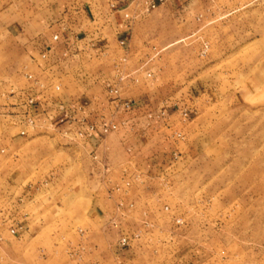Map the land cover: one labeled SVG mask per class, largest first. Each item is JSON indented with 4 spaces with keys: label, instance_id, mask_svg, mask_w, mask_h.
<instances>
[{
    "label": "rangeland",
    "instance_id": "obj_1",
    "mask_svg": "<svg viewBox=\"0 0 264 264\" xmlns=\"http://www.w3.org/2000/svg\"><path fill=\"white\" fill-rule=\"evenodd\" d=\"M65 1L69 7L82 4L83 11L92 14L96 9L111 11L121 6L115 2L119 0ZM39 2L0 0L1 94L14 90L15 74L25 63L18 47L30 41L18 32L26 26L41 32L46 26ZM137 2L134 9L142 15L126 22L130 34L107 36L109 48L103 49L107 53L84 69L87 75L103 77L96 94L107 93L105 83L110 80L122 97L126 90L128 100L141 97V127L132 122V130L127 131L121 120L130 114L117 113L108 121L118 128L99 136L113 146L111 162L97 153L98 172L93 180L57 181L54 171H59L63 154L52 153L53 173L34 187L93 188L99 199L105 189L108 194L117 192L108 197L114 206L100 227L112 243V264H264V0H165L150 10L145 9L144 0ZM112 3H117L114 8ZM128 12L124 11L127 17ZM45 33L37 38L52 37ZM54 74L56 80L61 77L59 70ZM121 76L125 78L120 80ZM65 80L52 83L59 84V91L53 93L69 95L55 101L56 105L80 102L85 110L87 101L75 98L81 85ZM57 113L53 127L63 124ZM172 114L176 116L170 118ZM87 118L72 111L65 124L72 128L95 124ZM2 123H8L7 119ZM152 124H161V132L143 137ZM69 131L63 134L68 136ZM138 135L145 189L141 209L137 196L130 193L138 182L137 165L131 160L137 155ZM59 140L53 138L50 146ZM8 166L4 167L7 172ZM64 171L72 177L73 165ZM8 200L0 213L8 209ZM63 202L88 210L86 196L70 194ZM98 206L103 209L100 202ZM66 215L61 236L67 239L62 246L70 262L79 255L81 244L76 239L86 237L87 227L86 217ZM8 217L0 226V237L16 238L25 228L10 234ZM122 238H126L124 245Z\"/></svg>",
    "mask_w": 264,
    "mask_h": 264
},
{
    "label": "crops",
    "instance_id": "obj_2",
    "mask_svg": "<svg viewBox=\"0 0 264 264\" xmlns=\"http://www.w3.org/2000/svg\"><path fill=\"white\" fill-rule=\"evenodd\" d=\"M119 1H115L121 4L116 10L100 9V6V11L96 9L92 14L83 11L82 4L73 3V7H69L70 2L65 0H40L39 7L46 13L45 28L40 32L34 27L26 26L18 32L20 35L25 33L30 42L18 47L25 63L15 74L17 86L11 84L15 93L10 95L8 93L10 89L0 93V211L2 203L9 199L6 201L8 209L4 214L0 213V226L9 216L10 219L14 217L20 221L25 230L16 238L0 237V264H66L62 244L68 242L61 236V223L66 222V214L69 212H73L80 219L86 217L84 223L87 230L86 237L76 239V242L81 244L79 255L73 261H67V264L113 263L112 243L100 227L106 224L107 219L103 217H106L114 206L113 198L108 197L118 195L117 192L111 191L108 194L105 189V194L103 193L99 199L96 198L97 194L93 188L76 186L71 191L65 187L38 190L34 186L49 179L53 173L52 153L63 154L59 161V171H54L56 173L54 179L57 181L82 177L93 180L98 172L95 161L97 153H103L111 162L113 146L107 138H99L102 136L100 134H93L90 139L85 137L87 124H79L73 128L66 126L65 123H55V127L51 126V121H55L57 113L55 101H64L65 95L69 96L65 92L53 93V84L57 83L56 81L66 82L65 79L69 78L70 82L81 85L75 98L83 97L87 101L85 102L87 107L79 113L80 116L88 117L87 121L99 124L100 120H114L113 116L117 113L127 116L130 114L121 120L125 122L124 128L131 131L132 122H138L135 126L141 127V97L130 100L133 101L132 108L124 109L117 101H112L106 92L102 95L96 94V85H102L103 77H98L96 73L87 75L84 69L88 62L107 53L108 49L103 50L109 48L107 36H111L112 33L128 36L130 33L126 22L141 17V10L134 9L133 6L134 3L140 2ZM130 6H133L132 10ZM128 10L130 16L125 17L124 11ZM40 33H49L50 36L58 34L59 40L53 41L52 37H47V41L39 40L37 36ZM98 51L101 53L98 54ZM43 52L47 53L46 58L41 57ZM58 70L61 77L58 75L56 80L54 71ZM26 75H32L37 84L27 79ZM50 84L52 86H49ZM127 93L129 90H126L125 96L122 97L120 92V98L128 100ZM26 97H34L38 102L32 111L33 125L25 124ZM174 116L176 114H172L170 118ZM3 119H7L8 123L3 124ZM161 129V124H152L144 132L143 137L149 132H161ZM20 131H25V135L21 136ZM66 131H69L68 136L63 134ZM138 137L139 142L134 146L137 155L131 158L137 165L138 182L132 185L130 193L137 196L141 209V194H145V189L141 187V136ZM53 138L61 140L51 147ZM5 165H9L8 172L4 168ZM68 165H73L72 177L65 174L64 167ZM70 194L76 197L86 196L89 203L86 206L88 212L77 204L66 205L63 202L64 198ZM99 202L103 209H99Z\"/></svg>",
    "mask_w": 264,
    "mask_h": 264
},
{
    "label": "built area",
    "instance_id": "obj_3",
    "mask_svg": "<svg viewBox=\"0 0 264 264\" xmlns=\"http://www.w3.org/2000/svg\"><path fill=\"white\" fill-rule=\"evenodd\" d=\"M165 0H144V6L145 9H155L158 5L162 4ZM115 3L111 4V8H114ZM125 17L127 15L125 14ZM53 41H58L59 36L58 34H54L52 36ZM119 44L122 46L124 45V40H121ZM50 50V48H49ZM67 51V50H66ZM66 51L64 54H66ZM47 53L43 52L41 53L42 58H46ZM125 59H121V61H124ZM118 74H122V72L117 71ZM26 78L31 80L34 84H37V81L33 79L32 75H26ZM123 76H121L119 79L122 80ZM40 87H43V85H40ZM105 89L109 96H111L113 99H117L116 101L120 106H122L124 109H130L133 105V101L130 100H124L120 98V89L117 87V85L113 81H106L105 83ZM54 91H59V86L55 85L53 86ZM10 95H13L15 91L13 89H10L8 91ZM38 102L37 99L34 97H26L24 101L25 105V111H24V120L26 125H33L34 124V114L32 111L37 106ZM56 110L58 112V122L59 123H65L69 121L72 117V111H75L76 113H80L83 110V104L80 102L70 103L69 105L64 104L62 102L57 103ZM150 116V115H149ZM118 128V125L112 121H101L100 124H89L87 125V131L86 135L91 136L93 134H100L102 136L107 135L109 132L115 131ZM21 136L25 135V131H20L19 133ZM11 224L9 225V232L12 235H17L23 228V225L21 222L15 220L14 218L10 220ZM126 243V238L121 239V244L124 245Z\"/></svg>",
    "mask_w": 264,
    "mask_h": 264
}]
</instances>
